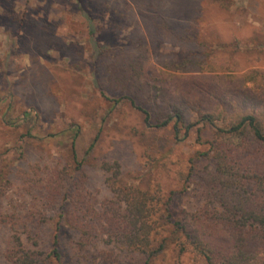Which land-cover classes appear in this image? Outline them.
Masks as SVG:
<instances>
[{
  "label": "rangeland",
  "instance_id": "rangeland-1",
  "mask_svg": "<svg viewBox=\"0 0 264 264\" xmlns=\"http://www.w3.org/2000/svg\"><path fill=\"white\" fill-rule=\"evenodd\" d=\"M117 57L172 97L186 92L183 80L229 72L232 59L239 72L264 71V0H0V188L20 184L41 157L64 155L73 139L79 160L117 161L131 184L182 187L213 128L175 138L170 124L150 126L136 105L156 122L164 104L152 90L134 96L111 69ZM85 170L88 187L106 196L102 173ZM194 201L192 191L183 204ZM181 261L205 264L190 252Z\"/></svg>",
  "mask_w": 264,
  "mask_h": 264
},
{
  "label": "trees",
  "instance_id": "trees-1",
  "mask_svg": "<svg viewBox=\"0 0 264 264\" xmlns=\"http://www.w3.org/2000/svg\"><path fill=\"white\" fill-rule=\"evenodd\" d=\"M230 63L229 72L183 80L186 92L172 97L165 84L136 80L138 67L117 57L111 69L133 95L152 90L164 104L156 122L136 105L146 123L170 124L175 138L211 126L209 147L190 156L182 187L165 191L125 181L117 161L79 160L73 139L64 155L41 157L20 184L0 188V203L8 200L0 264H182L187 252L205 264H264V71ZM86 166L102 173L106 196L88 187Z\"/></svg>",
  "mask_w": 264,
  "mask_h": 264
}]
</instances>
